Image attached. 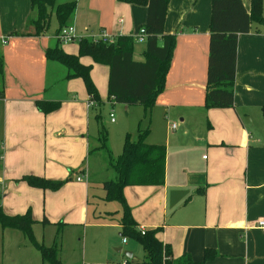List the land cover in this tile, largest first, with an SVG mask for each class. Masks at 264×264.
I'll list each match as a JSON object with an SVG mask.
<instances>
[{"label":"crops","instance_id":"crops-1","mask_svg":"<svg viewBox=\"0 0 264 264\" xmlns=\"http://www.w3.org/2000/svg\"><path fill=\"white\" fill-rule=\"evenodd\" d=\"M74 1L69 25L81 37L96 38L102 31L133 36L148 20L146 4ZM241 1L250 8V0ZM33 17L30 0H0V207L7 214L30 210L35 222L46 218L44 227L57 225L59 231L65 225L83 227L91 185L101 187L89 172L96 106L87 105L80 78H64L65 68L46 59L56 31L35 35L29 24ZM209 18L210 0L167 2L158 43L162 35H172L175 44L153 106L164 113L177 110L181 125L175 143L164 139V183L126 186L123 193L137 227H158V239L169 244L174 257L200 260L209 247L218 255L208 264H264V227L257 224L264 220V27L252 23L237 36L233 105L207 109ZM144 49L145 44L140 55ZM102 72L106 77V68ZM37 99L58 100L60 106L45 114L36 108ZM26 174L65 181L56 190L40 189L20 180ZM104 213L92 218L95 225L120 235V216ZM41 242L50 246L56 240L47 232ZM132 257L140 260L143 254Z\"/></svg>","mask_w":264,"mask_h":264},{"label":"trees","instance_id":"trees-1","mask_svg":"<svg viewBox=\"0 0 264 264\" xmlns=\"http://www.w3.org/2000/svg\"><path fill=\"white\" fill-rule=\"evenodd\" d=\"M117 1L148 6V20L143 26L146 34L145 49L141 53L143 60H133V38L130 35H117L111 43L82 37L78 40L77 53L64 51L58 46L59 41L56 38L55 43L47 47L44 54L48 61L57 62L65 68L64 78L82 80L88 101H92L95 106L100 104V97L91 78V65L81 61L83 56L91 57L96 63L109 65L107 95L111 101L126 105L138 104L144 110H149L164 88V79L175 44L172 35H162L161 45L158 43L168 0ZM30 8L34 17L29 20V24L34 27L35 35L47 29L52 14L57 20V34L60 28L69 25L75 10V1L58 3L55 0H30ZM252 23L264 27L262 0H250L249 9L245 8L241 0H210L205 108H227L233 105L237 36L239 33H247ZM35 106L46 114L58 109L60 101L37 99ZM260 110L264 117V106ZM148 133L149 127L142 128L139 122L135 139L128 133L125 135L119 155L109 158V166L115 176L102 183L106 193L105 200L117 201L121 205V215L118 218L120 235L136 240L144 251L143 258L138 260L132 257L126 258L124 262L107 261L105 264H208L218 255L213 248H204L200 260H193L188 254L174 257L169 244L158 239V227L141 233L131 215L123 193L124 187L159 186L164 183L166 146L146 142ZM101 136L103 144L96 148L110 153L105 144L106 134L102 132ZM90 151H93V147ZM20 180L29 186L50 190L58 189L65 181L34 174L23 175ZM34 222L29 210L11 215L0 207V225L3 229H14L26 237L39 253L42 264H62L56 242L46 246L36 240L32 233ZM40 222L44 224L48 220L43 218Z\"/></svg>","mask_w":264,"mask_h":264},{"label":"rangeland","instance_id":"rangeland-1","mask_svg":"<svg viewBox=\"0 0 264 264\" xmlns=\"http://www.w3.org/2000/svg\"><path fill=\"white\" fill-rule=\"evenodd\" d=\"M56 26L55 20L51 16L49 25L43 34L53 35L56 31ZM53 39L55 40V38ZM78 43V40L70 43L58 42V46L66 52L75 51L74 53H77ZM144 44V42L139 43L133 40L132 58L134 61L143 60L139 52ZM80 59L84 63L91 65V73H93L96 82L93 80V77L91 78L100 97V104L95 108L92 107L94 122L93 120L91 121L89 134L92 138L91 145L93 152L89 157V172H94V174L91 172L93 178L98 176V179L101 181V187L96 186L95 183L91 185L89 199L90 213L87 224L83 220H80L84 225L83 227L80 224L65 225L59 231L56 230L57 225L44 227L42 222H34L32 233L39 242H41L43 235H47V232L48 235H53V240L55 239L56 244L58 242L61 246L62 264H105V260L120 261L122 256L115 251L118 247H121L123 250H130L133 255L140 257L144 254V251L136 240L125 237L128 243L122 244L121 239L124 236L118 235L117 231H108L100 228V226L97 227L95 225V220L97 219L93 220L92 218H97L99 213L105 215L104 212L106 211L111 215H121V205L117 201L105 200L106 193L102 187V183L111 180L115 176L114 171L109 166V158H115L119 155L125 135L128 133L132 139H135L138 123L140 122V127H149V133L145 137V141L165 144L164 139L168 137L171 143H175V133L181 125L179 114L177 116L174 114L178 113L175 109L164 113L154 106L149 110H144L143 106L138 104L126 105L111 101L107 95L109 65L96 63L89 56H83ZM102 68H106V77L102 72ZM80 82L83 86V82ZM96 116H98L97 119H95ZM110 117L113 118L112 122L110 121ZM173 124L176 126L175 129L171 127ZM102 132L106 134L105 144L110 153L105 149L96 148L103 144ZM188 142L190 143V136ZM97 196H101L102 199L100 200ZM132 197L137 198V194L135 193ZM69 211V209H66L64 215L69 216ZM29 212L31 217L34 218L32 212L30 210ZM139 213L142 215L143 211L139 210ZM54 230L56 231L54 232ZM79 240L80 242H78ZM0 264H42V262L39 253L36 252L26 237L16 230L3 229L0 225Z\"/></svg>","mask_w":264,"mask_h":264},{"label":"built area","instance_id":"built-area-1","mask_svg":"<svg viewBox=\"0 0 264 264\" xmlns=\"http://www.w3.org/2000/svg\"><path fill=\"white\" fill-rule=\"evenodd\" d=\"M59 42H63V43H70V42H74L76 40H79L80 38H82L79 35L75 34L74 28L72 25H66L63 26L62 28L59 29L58 33L55 36ZM145 37L146 34L144 32V28L140 27L135 34L132 36L133 40H135L136 42H144L145 41ZM93 40H101L104 43H111L114 41V37L109 36L107 33H105L104 31H102L98 37L96 38H91ZM88 106H93L94 103L92 101H88L87 103ZM112 115V114H110ZM110 121H113V118L110 117ZM172 128H174V124L172 125ZM82 176H84L83 173H81V175L79 177H77V180H79ZM258 226H262L264 227V220H258L257 222ZM140 232L143 233L145 229L143 228H139ZM122 242L125 243L126 242V238L122 239Z\"/></svg>","mask_w":264,"mask_h":264},{"label":"water","instance_id":"water-1","mask_svg":"<svg viewBox=\"0 0 264 264\" xmlns=\"http://www.w3.org/2000/svg\"><path fill=\"white\" fill-rule=\"evenodd\" d=\"M116 251H117V252H121L125 258H131V257H132V253H131V251H129V250H122L121 247H118V248L116 249Z\"/></svg>","mask_w":264,"mask_h":264}]
</instances>
